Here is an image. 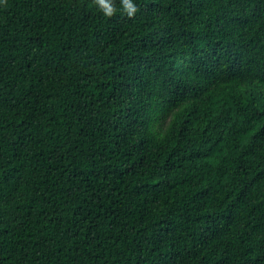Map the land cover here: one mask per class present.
I'll return each mask as SVG.
<instances>
[{
	"label": "trees",
	"instance_id": "16d2710c",
	"mask_svg": "<svg viewBox=\"0 0 264 264\" xmlns=\"http://www.w3.org/2000/svg\"><path fill=\"white\" fill-rule=\"evenodd\" d=\"M134 3L0 0V264H264V0Z\"/></svg>",
	"mask_w": 264,
	"mask_h": 264
},
{
	"label": "clouds",
	"instance_id": "9594fccd",
	"mask_svg": "<svg viewBox=\"0 0 264 264\" xmlns=\"http://www.w3.org/2000/svg\"><path fill=\"white\" fill-rule=\"evenodd\" d=\"M94 4L105 17L111 18L119 11H122L128 18H133L137 11V5L134 0H119L120 8H117L116 0H94Z\"/></svg>",
	"mask_w": 264,
	"mask_h": 264
}]
</instances>
